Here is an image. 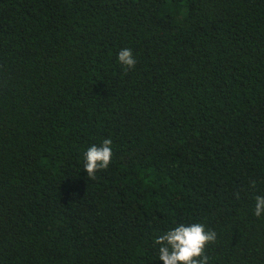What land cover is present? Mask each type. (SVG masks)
<instances>
[{"label": "trees", "instance_id": "obj_1", "mask_svg": "<svg viewBox=\"0 0 264 264\" xmlns=\"http://www.w3.org/2000/svg\"><path fill=\"white\" fill-rule=\"evenodd\" d=\"M257 196L264 0H0V264H163L181 223L264 264Z\"/></svg>", "mask_w": 264, "mask_h": 264}, {"label": "clouds", "instance_id": "obj_2", "mask_svg": "<svg viewBox=\"0 0 264 264\" xmlns=\"http://www.w3.org/2000/svg\"><path fill=\"white\" fill-rule=\"evenodd\" d=\"M117 59L127 68H134L136 60L129 48L121 49ZM112 141L105 138L102 143L90 146L84 154V171L87 176L94 178L98 170L107 169L112 157ZM264 213V197L255 198L254 215L260 217ZM216 240L214 230H205L201 223L185 225L183 223L156 238L160 245L158 258L163 264H209L205 255V247Z\"/></svg>", "mask_w": 264, "mask_h": 264}]
</instances>
